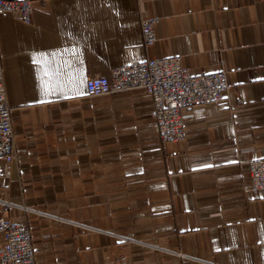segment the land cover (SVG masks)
I'll use <instances>...</instances> for the list:
<instances>
[{
	"label": "crops",
	"instance_id": "obj_1",
	"mask_svg": "<svg viewBox=\"0 0 264 264\" xmlns=\"http://www.w3.org/2000/svg\"><path fill=\"white\" fill-rule=\"evenodd\" d=\"M0 13L16 159H0V218L27 222L37 264H264V0H31ZM156 40L142 43L141 21ZM180 56L230 89L154 130L142 89L87 95L116 67ZM0 232V247L3 245Z\"/></svg>",
	"mask_w": 264,
	"mask_h": 264
},
{
	"label": "built area",
	"instance_id": "obj_2",
	"mask_svg": "<svg viewBox=\"0 0 264 264\" xmlns=\"http://www.w3.org/2000/svg\"><path fill=\"white\" fill-rule=\"evenodd\" d=\"M17 14L25 23L31 20V0H0V13ZM142 43L150 46L156 40L154 19L141 21ZM144 90L152 99L154 130L163 142L177 141L185 132L182 111L220 100L230 89L223 70L191 74L181 65L180 56L145 59L111 70L108 76H94L86 80L87 95L99 96ZM0 159H16L14 133L10 108L7 104L0 54ZM250 188L264 191V157L249 162ZM1 201V200H0ZM3 245L0 247V264H37L35 249L27 222L0 218ZM105 264H127L120 256Z\"/></svg>",
	"mask_w": 264,
	"mask_h": 264
}]
</instances>
